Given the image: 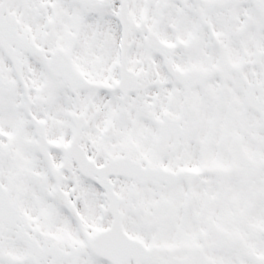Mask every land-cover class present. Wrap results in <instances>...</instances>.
Segmentation results:
<instances>
[{
	"label": "snow or ice",
	"instance_id": "snow-or-ice-1",
	"mask_svg": "<svg viewBox=\"0 0 264 264\" xmlns=\"http://www.w3.org/2000/svg\"><path fill=\"white\" fill-rule=\"evenodd\" d=\"M0 264H264V0H0Z\"/></svg>",
	"mask_w": 264,
	"mask_h": 264
}]
</instances>
